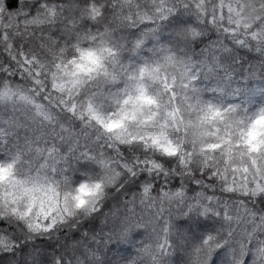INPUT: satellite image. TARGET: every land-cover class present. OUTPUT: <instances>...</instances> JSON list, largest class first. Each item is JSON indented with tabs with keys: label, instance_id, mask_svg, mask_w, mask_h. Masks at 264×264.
I'll use <instances>...</instances> for the list:
<instances>
[{
	"label": "snow or ice",
	"instance_id": "obj_1",
	"mask_svg": "<svg viewBox=\"0 0 264 264\" xmlns=\"http://www.w3.org/2000/svg\"><path fill=\"white\" fill-rule=\"evenodd\" d=\"M0 264H264V0H0Z\"/></svg>",
	"mask_w": 264,
	"mask_h": 264
}]
</instances>
